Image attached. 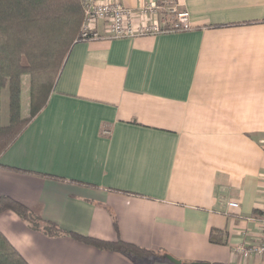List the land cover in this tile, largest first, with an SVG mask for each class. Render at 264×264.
I'll return each mask as SVG.
<instances>
[{
  "label": "crops",
  "instance_id": "0c3cea01",
  "mask_svg": "<svg viewBox=\"0 0 264 264\" xmlns=\"http://www.w3.org/2000/svg\"><path fill=\"white\" fill-rule=\"evenodd\" d=\"M117 1L136 11L166 0ZM172 4L191 30L109 38L97 23L101 36L71 47L47 105L0 158L64 178L0 168V197L160 257L47 237L0 212V231L30 264H264V253L236 251L259 243L264 222V0ZM211 230L226 243H211Z\"/></svg>",
  "mask_w": 264,
  "mask_h": 264
},
{
  "label": "trees",
  "instance_id": "16d2710c",
  "mask_svg": "<svg viewBox=\"0 0 264 264\" xmlns=\"http://www.w3.org/2000/svg\"><path fill=\"white\" fill-rule=\"evenodd\" d=\"M83 19V0H0V158L47 105L71 47L78 42ZM24 75L29 77V100L27 116L23 118L21 92ZM5 88L8 91V107L7 122L3 124L1 93ZM0 168L64 180L57 175L3 164H0ZM5 211L13 212L31 230L47 237L67 235L85 245L115 251L133 260L160 257L158 250L139 247L122 239L109 241L65 231L55 223L44 220L36 209L8 196H1L0 212ZM113 224L116 228L115 221ZM209 241L225 244L226 238L220 231L211 230ZM0 264H30L1 231Z\"/></svg>",
  "mask_w": 264,
  "mask_h": 264
},
{
  "label": "built area",
  "instance_id": "2783aa9c",
  "mask_svg": "<svg viewBox=\"0 0 264 264\" xmlns=\"http://www.w3.org/2000/svg\"><path fill=\"white\" fill-rule=\"evenodd\" d=\"M164 3L165 5L161 6L149 4L135 11L121 5L117 0H83L84 19L76 41L99 38L101 35L96 26L99 22L104 26V34L109 38H127L192 29L188 11L170 5L172 0H166ZM163 13L170 15L171 20L161 16ZM230 205L236 206L237 203L231 202ZM260 238L258 244L251 245L250 248L239 246L236 251L241 253L243 258H248L251 254L264 253V222Z\"/></svg>",
  "mask_w": 264,
  "mask_h": 264
},
{
  "label": "rangeland",
  "instance_id": "374dc122",
  "mask_svg": "<svg viewBox=\"0 0 264 264\" xmlns=\"http://www.w3.org/2000/svg\"><path fill=\"white\" fill-rule=\"evenodd\" d=\"M22 91L29 95V77L27 75L22 76ZM7 107H8V91L7 88L3 89L1 93V122L5 124L7 122Z\"/></svg>",
  "mask_w": 264,
  "mask_h": 264
},
{
  "label": "water",
  "instance_id": "95a60500",
  "mask_svg": "<svg viewBox=\"0 0 264 264\" xmlns=\"http://www.w3.org/2000/svg\"><path fill=\"white\" fill-rule=\"evenodd\" d=\"M167 259L170 260L174 264H180L179 261H177V260H175V259H173V258H171L169 256L167 257ZM195 264H205V263H195Z\"/></svg>",
  "mask_w": 264,
  "mask_h": 264
}]
</instances>
